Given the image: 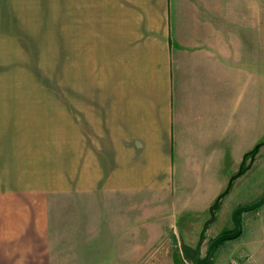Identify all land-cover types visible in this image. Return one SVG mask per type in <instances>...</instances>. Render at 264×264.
<instances>
[{
    "label": "crops",
    "instance_id": "1",
    "mask_svg": "<svg viewBox=\"0 0 264 264\" xmlns=\"http://www.w3.org/2000/svg\"><path fill=\"white\" fill-rule=\"evenodd\" d=\"M258 4L90 0L72 162L65 94L18 76L0 22V264H175L179 215L258 145Z\"/></svg>",
    "mask_w": 264,
    "mask_h": 264
},
{
    "label": "rangeland",
    "instance_id": "2",
    "mask_svg": "<svg viewBox=\"0 0 264 264\" xmlns=\"http://www.w3.org/2000/svg\"><path fill=\"white\" fill-rule=\"evenodd\" d=\"M9 2L0 3L2 28L10 32V34L6 32L8 35L5 39L9 40L11 37L12 45L16 41L18 61L29 62L28 70L19 67L18 76H24L26 71L27 76L34 81L35 92L50 93L51 104L58 103L57 100L54 101L58 94H65L67 154L71 156L72 162L73 96L77 91L76 84L78 81L79 87L84 74L87 73L89 76L90 69L93 70V76L97 72L96 62L90 66L89 50L87 48L86 51L84 47L82 33L84 10L89 12L90 0H16L15 4L11 0ZM258 2L259 27L262 30L259 37H264V0ZM25 65L26 63L19 66ZM257 79V131L258 144L262 145L244 161V172L232 182L228 194L220 201L215 211L214 222L205 232L200 258L206 250V245L214 237L233 231L231 214L235 208L249 205L264 196V38H259ZM85 88L87 87L83 83L82 89ZM237 170L238 166L232 176ZM228 180L227 178L219 194L224 191ZM217 196L209 198L201 211L179 215L175 264H193L183 257L179 245L184 243L195 248L202 225L209 219L208 207ZM239 219L242 226L241 234L235 239L221 242L208 264H264V204L255 210L240 214Z\"/></svg>",
    "mask_w": 264,
    "mask_h": 264
},
{
    "label": "water",
    "instance_id": "3",
    "mask_svg": "<svg viewBox=\"0 0 264 264\" xmlns=\"http://www.w3.org/2000/svg\"><path fill=\"white\" fill-rule=\"evenodd\" d=\"M241 174H242V169L239 168V170L236 172V174H234L233 176H231L229 178L224 191L221 194H219L216 197V199L214 200V202L208 207L209 219L206 220L202 225V228L199 232L198 241L196 243L195 248H191L190 246H188L187 244H184V243H181L179 245V250H180L181 254L183 255V257L187 260V262H192L193 264H208L209 261L211 260L212 256H213L216 248L218 247V245L221 242L226 241V240L235 239L241 234L242 226H241V222L239 219V215L242 213H245V212H250L252 210H255L256 208H258L264 204V196H263L259 200L255 201L249 205L240 206V207L235 208L231 214V221H232L233 227H234L233 232L227 233V234H221V235L217 236L209 244L205 256L203 258H200V249H201V245L203 243V239H204V235H205V232L207 230V227L211 223L214 222L215 211L217 210L219 203L222 200V198L228 194V192L231 188L232 182L236 178H238Z\"/></svg>",
    "mask_w": 264,
    "mask_h": 264
},
{
    "label": "flooded vegetation",
    "instance_id": "4",
    "mask_svg": "<svg viewBox=\"0 0 264 264\" xmlns=\"http://www.w3.org/2000/svg\"><path fill=\"white\" fill-rule=\"evenodd\" d=\"M262 144H258L257 145V148H256V150L255 151H258V149H259V147L261 146ZM240 168L242 169V173H243V171H244V169H245V166H244V163L243 164H241V166H240ZM234 230V229H233ZM233 232V231H232ZM231 233V232H230ZM221 235V234H220ZM217 237V236H216ZM216 237H214L209 243H208V245H206V250H205V252H204V254H203V256H202V258L205 256V254H206V252H207V249H208V246H209V244L216 238ZM203 244V243H202ZM202 246V245H201Z\"/></svg>",
    "mask_w": 264,
    "mask_h": 264
},
{
    "label": "trees",
    "instance_id": "5",
    "mask_svg": "<svg viewBox=\"0 0 264 264\" xmlns=\"http://www.w3.org/2000/svg\"><path fill=\"white\" fill-rule=\"evenodd\" d=\"M254 152L252 151V152H250V153H248L247 155H252ZM244 172V171H243ZM239 217H240V215H239ZM226 233H228V232H225V234ZM222 234H224V233H222Z\"/></svg>",
    "mask_w": 264,
    "mask_h": 264
}]
</instances>
